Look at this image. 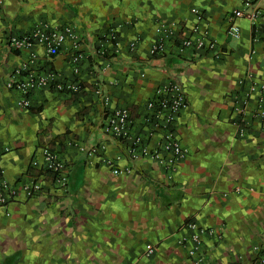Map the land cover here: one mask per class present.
<instances>
[{
	"label": "crops",
	"instance_id": "crops-1",
	"mask_svg": "<svg viewBox=\"0 0 264 264\" xmlns=\"http://www.w3.org/2000/svg\"><path fill=\"white\" fill-rule=\"evenodd\" d=\"M239 5L1 0L0 172L9 185L34 180L41 191L18 193L0 212V264H256L255 248L264 249V122L254 116L258 93L250 87L264 84V0L247 10L256 13L253 25L234 20L239 36L231 38L227 20ZM41 24L69 26L75 38L53 57L39 45H8ZM199 34L214 46L180 47ZM157 42L161 52L152 54ZM34 75L49 84L21 106L8 84ZM170 82L187 103L174 123L185 157L173 170L153 159L131 162L104 133L105 115L125 110L131 133L152 152L160 137L147 136L145 104ZM55 83L74 89L57 91ZM43 150L65 165L64 188L44 172ZM188 223L213 232L201 236L198 257L187 254Z\"/></svg>",
	"mask_w": 264,
	"mask_h": 264
},
{
	"label": "built area",
	"instance_id": "built-area-1",
	"mask_svg": "<svg viewBox=\"0 0 264 264\" xmlns=\"http://www.w3.org/2000/svg\"><path fill=\"white\" fill-rule=\"evenodd\" d=\"M257 0H240L238 8L233 10L227 20V34L231 38H238L239 29L234 24L237 18H247L251 25L254 24L255 14L248 13L253 4ZM1 6V0H0ZM197 21L202 19V14L193 10ZM264 34V31H263ZM75 34L71 27L64 26L62 28H53L46 24L35 26L28 34L19 37H9L8 45L13 49H20L30 47L33 45L41 46L46 55L49 57L55 56L62 44L66 40L74 39ZM193 45L197 49L207 47L211 49L214 46L205 34H199L192 43L189 39H183L180 42V47L186 48ZM161 44L155 43L151 46V53L161 52ZM49 84L48 78L41 75L28 76L24 80L14 81L8 84V87L15 89L22 95L19 102L21 106H27V96L30 92L47 87ZM53 88L57 91L72 90L73 87L65 86L61 83H55ZM257 91L258 97L254 116L264 122V84L255 89L250 87V91ZM186 99L182 88L176 83H168L155 89L153 96L145 104L146 116L144 118L145 125L149 127L147 136L152 132L159 134V142H157L155 149L152 152L148 151L146 141L140 134H132L130 131V123L128 114L125 110H112L105 115V123L103 127L104 133L116 140L124 147L125 154L131 162L137 161L140 158L153 159L154 161L164 162L169 170H173L181 159L185 157V150L179 145L178 141L174 138V123L177 114L186 108ZM151 132V133H150ZM165 154L164 159H160L158 153ZM41 166L46 174L50 177L53 185L59 188H64L66 185V170L65 165L60 163L55 156L48 150L41 152ZM107 165L111 167V173L118 175L121 171L112 167V163L106 161ZM32 166H37L36 161L31 162ZM41 191L39 182L31 180L19 186H12L6 183L1 176L0 172V212L5 211L7 205L11 200L16 198L18 193H21L25 198H31ZM192 234L190 242L192 244L191 250L187 252L189 257H198L200 249V238L204 234L211 235L212 231H207L201 228H196L193 223H188ZM255 261L256 264H264V249H256ZM200 259L198 258L197 261Z\"/></svg>",
	"mask_w": 264,
	"mask_h": 264
}]
</instances>
